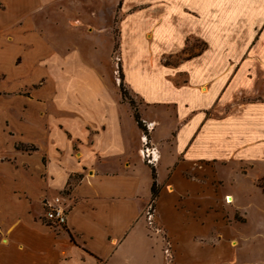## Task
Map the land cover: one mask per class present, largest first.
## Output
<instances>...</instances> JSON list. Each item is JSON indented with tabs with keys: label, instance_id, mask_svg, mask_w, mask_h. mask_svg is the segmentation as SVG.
I'll list each match as a JSON object with an SVG mask.
<instances>
[{
	"label": "crops",
	"instance_id": "0c3cea01",
	"mask_svg": "<svg viewBox=\"0 0 264 264\" xmlns=\"http://www.w3.org/2000/svg\"><path fill=\"white\" fill-rule=\"evenodd\" d=\"M1 1L0 264H200L202 254L240 264L232 224L204 250L209 232L181 223L197 208L202 167L239 170L251 185L264 177V0H119L123 83L158 152L150 212L144 135L118 79L107 87L97 48L46 40L36 15L51 0ZM240 194L249 197L242 187L228 196L245 216ZM52 206L64 224L45 219Z\"/></svg>",
	"mask_w": 264,
	"mask_h": 264
},
{
	"label": "rangeland",
	"instance_id": "374dc122",
	"mask_svg": "<svg viewBox=\"0 0 264 264\" xmlns=\"http://www.w3.org/2000/svg\"><path fill=\"white\" fill-rule=\"evenodd\" d=\"M51 1L53 3L44 7L45 10L41 13V17L36 15L39 18L38 24L42 25L41 19H43V31L46 40L55 43L59 39H66L69 43L72 42V44L79 45L87 50H89V47L95 46L101 62L98 70L108 80L107 82L110 85L106 82L107 87L112 89L111 83L113 81L116 82L113 79L114 77L119 82H122L120 80L121 67L118 47L116 49L112 47L111 49V42L114 44L115 41L116 46L118 43V22L121 19L119 0ZM0 8H3L1 0ZM69 19L71 21L68 23ZM92 29H94V33H92ZM74 31L87 33L91 38L86 40L83 35H78L77 37ZM191 43L197 50L201 48L199 42L191 41ZM193 46L189 47V50L184 55L194 54L196 51H194ZM17 62H20V58L17 59ZM7 81L5 73L0 71V91L7 86ZM40 83L41 80L36 81L31 87L20 88L18 92L23 95H29L32 88H37L41 85ZM129 96L133 101V109H135L137 101L130 94ZM9 132L12 134L11 131ZM25 146L28 149L31 147L29 144ZM157 162H159L158 157L153 164L147 163V165L154 169ZM217 169L218 167L215 170ZM237 172L239 170L232 171L226 167L222 168V170H217L215 173L209 172L208 169L202 167L201 176L195 185L197 188L196 193L192 196L198 202L197 208L193 214H189L188 210L185 209L183 212L185 217L181 224L190 223L189 221L194 218L196 224H201L202 231L209 232L210 235L205 236L206 239L202 238L203 244H201V247L204 250H208L209 246H213L214 242L221 238L225 229H228L232 224V228L226 232V236L232 237L234 253H237L239 262H244V264H264V199L260 195V189L257 190L254 187L257 181L253 183V186L249 179L243 178ZM241 187L249 195V197L247 194L236 196L239 205L244 209L245 216L241 212L235 211L232 199L228 196L231 190L236 188L240 190ZM227 200L230 202H227ZM246 200L249 202L248 206H246ZM186 202L188 200L182 201L179 199L176 207H186ZM148 210L149 212L152 211L153 207H148ZM186 217L189 220L184 222ZM244 217L246 219L245 223ZM173 224H179L178 220H174ZM152 238L154 252L163 254L164 244L154 234ZM204 259L202 254L200 264H213V262L205 261ZM158 262L159 260L155 258L152 264H158ZM222 262L217 261L216 264H221ZM179 264L186 263L180 261Z\"/></svg>",
	"mask_w": 264,
	"mask_h": 264
},
{
	"label": "trees",
	"instance_id": "16d2710c",
	"mask_svg": "<svg viewBox=\"0 0 264 264\" xmlns=\"http://www.w3.org/2000/svg\"><path fill=\"white\" fill-rule=\"evenodd\" d=\"M116 47H118V43L116 46L115 41H114L113 49H116ZM120 78H121L120 80L122 81V82H119V84H118V91H119L120 97H121L122 101L126 102L129 105V107L131 108V110L133 111V117H134V120L136 121L138 127L142 130V132H146V129H145L143 123L141 122L138 114L133 109L134 108L133 107V101L129 96V92H128L127 88L124 86L122 72H120ZM15 149L24 150V151H32L35 148L33 146H31L30 149H28L27 146L18 144L15 146ZM152 179H153V181H152V185H151V200H150V206L151 207L153 206L154 201L156 200L158 193H159V190H160V188L157 185L156 180H155V173H154L153 168H152ZM256 186L261 189L263 196H264V177L257 181Z\"/></svg>",
	"mask_w": 264,
	"mask_h": 264
},
{
	"label": "built area",
	"instance_id": "2783aa9c",
	"mask_svg": "<svg viewBox=\"0 0 264 264\" xmlns=\"http://www.w3.org/2000/svg\"><path fill=\"white\" fill-rule=\"evenodd\" d=\"M145 133L146 132H143L144 137L142 142V155L146 164H153L158 157V152L154 146L149 144L148 138ZM45 218L49 222L60 226L65 223V211L62 210L59 206H52L45 211Z\"/></svg>",
	"mask_w": 264,
	"mask_h": 264
},
{
	"label": "bare ground",
	"instance_id": "6f19581e",
	"mask_svg": "<svg viewBox=\"0 0 264 264\" xmlns=\"http://www.w3.org/2000/svg\"><path fill=\"white\" fill-rule=\"evenodd\" d=\"M227 202H230L229 200H227Z\"/></svg>",
	"mask_w": 264,
	"mask_h": 264
}]
</instances>
